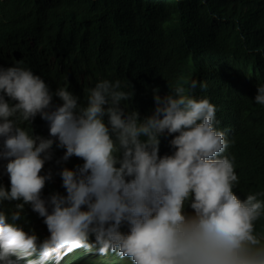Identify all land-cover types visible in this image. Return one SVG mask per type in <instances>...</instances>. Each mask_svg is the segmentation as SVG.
Returning <instances> with one entry per match:
<instances>
[{
  "label": "clouds",
  "instance_id": "9594fccd",
  "mask_svg": "<svg viewBox=\"0 0 264 264\" xmlns=\"http://www.w3.org/2000/svg\"><path fill=\"white\" fill-rule=\"evenodd\" d=\"M75 61L0 47V264H264V185L239 175L223 111L180 86L143 105L120 80L71 76Z\"/></svg>",
  "mask_w": 264,
  "mask_h": 264
},
{
  "label": "trees",
  "instance_id": "16d2710c",
  "mask_svg": "<svg viewBox=\"0 0 264 264\" xmlns=\"http://www.w3.org/2000/svg\"><path fill=\"white\" fill-rule=\"evenodd\" d=\"M8 1L0 8V47L74 53L71 76L120 80L143 105L149 93L163 96L176 86L207 97L223 111L216 127L233 141L239 175L249 189L264 185V106L253 99L264 84V0ZM30 39L34 48L25 44ZM44 67L53 87L63 81L58 68ZM193 79L206 87L191 92ZM257 232L264 237V227ZM59 264L93 263L76 253Z\"/></svg>",
  "mask_w": 264,
  "mask_h": 264
},
{
  "label": "bare ground",
  "instance_id": "6f19581e",
  "mask_svg": "<svg viewBox=\"0 0 264 264\" xmlns=\"http://www.w3.org/2000/svg\"><path fill=\"white\" fill-rule=\"evenodd\" d=\"M60 25V24H59ZM47 26V25H46ZM61 26H62V23H61ZM81 27V26H80ZM84 27H85V25H84ZM86 27H88V26H86ZM47 28V27H46ZM60 28V27H59ZM66 28V27H65ZM45 29V28H44ZM81 29V28H80ZM46 30V29H45ZM59 30H61V29H59ZM75 31H76V29H74ZM47 31V30H46ZM45 31V33H47ZM66 31V30H65ZM71 32H73L72 30H71ZM70 32V33H71ZM64 33V32H63ZM66 33H68V32H66ZM74 33V32H73ZM43 35V34H42ZM63 35V34H62ZM69 35V34H68ZM46 36V35H45ZM53 36V35H52ZM57 36V35H56ZM71 36V35H70ZM33 37V36H32ZM31 37V38H32ZM35 37V36H34ZM46 38V37H45ZM56 38V37H55ZM66 38V37H65ZM65 38L63 39V40H65ZM42 39H43V37H42ZM49 39V38H48ZM47 39V40H48ZM51 39V38H50ZM57 40V39H56ZM53 41V40H52ZM53 43V42H52ZM57 43V42H56ZM92 43V42H91ZM25 44H27V43H25ZM38 45V44H37ZM37 47V46H36ZM10 48V47H9ZM21 49V48H20ZM23 49V48H22ZM15 50V49H14ZM59 52V51H58ZM78 60V59H77ZM52 72H54V70L52 71ZM56 72V71H55ZM58 74V73H57ZM52 75V74H51ZM55 75V74H54ZM104 79H106V78H104ZM96 83V82H95ZM148 87V86H147ZM220 116H222V115H220ZM216 117H219V115H216ZM237 120H238V118H237ZM234 121V120H233ZM249 126H253V125H249ZM246 127H248V126H246ZM243 195H247L246 193H243Z\"/></svg>",
  "mask_w": 264,
  "mask_h": 264
},
{
  "label": "water",
  "instance_id": "95a60500",
  "mask_svg": "<svg viewBox=\"0 0 264 264\" xmlns=\"http://www.w3.org/2000/svg\"><path fill=\"white\" fill-rule=\"evenodd\" d=\"M74 95H75V93H73ZM35 122H45L46 123V121H44V120H37V121H32L31 123V127H33V125H35ZM32 132H34V130H32ZM45 132H47L48 133V130H46Z\"/></svg>",
  "mask_w": 264,
  "mask_h": 264
}]
</instances>
